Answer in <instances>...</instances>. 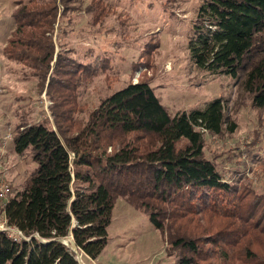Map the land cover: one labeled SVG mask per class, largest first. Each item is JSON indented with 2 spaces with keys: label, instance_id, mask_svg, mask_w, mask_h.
<instances>
[{
  "label": "trees",
  "instance_id": "16d2710c",
  "mask_svg": "<svg viewBox=\"0 0 264 264\" xmlns=\"http://www.w3.org/2000/svg\"><path fill=\"white\" fill-rule=\"evenodd\" d=\"M16 5L5 54L32 69L41 90L47 85L56 126L19 125L13 135L15 153L30 152L37 168L3 203L6 225L25 238L0 231V264H80L64 242L70 238L96 260L117 198L145 212L176 264H264V194L234 186L204 151L205 133L236 129L227 126L224 100L171 116L138 81L76 121L80 87L107 63L81 64L57 50V0ZM108 7L92 0L89 12ZM188 49L198 68L237 79L264 108V0H202Z\"/></svg>",
  "mask_w": 264,
  "mask_h": 264
},
{
  "label": "rangeland",
  "instance_id": "374dc122",
  "mask_svg": "<svg viewBox=\"0 0 264 264\" xmlns=\"http://www.w3.org/2000/svg\"><path fill=\"white\" fill-rule=\"evenodd\" d=\"M17 1L0 0V228H7L3 203L24 189L37 168L30 152L14 151L17 127L42 121L56 126L47 85L41 90L34 71L5 54ZM91 1L57 0V50H70L81 64L107 63L80 87L74 119L87 122L103 99L138 81L154 88L171 116L222 98L227 126L234 122L236 129L205 133V155L237 188L264 194V108L253 105L237 79L198 68L188 49L202 0H104L109 7L103 14L89 12ZM144 213L117 198L106 248L96 260L76 249L80 264H176V253L168 252L167 240ZM65 242L72 248V238Z\"/></svg>",
  "mask_w": 264,
  "mask_h": 264
},
{
  "label": "built area",
  "instance_id": "2783aa9c",
  "mask_svg": "<svg viewBox=\"0 0 264 264\" xmlns=\"http://www.w3.org/2000/svg\"><path fill=\"white\" fill-rule=\"evenodd\" d=\"M6 226L7 225H5V227ZM0 231H7L13 238L17 240H20L23 237V234L19 230H17L16 228L9 227V226H7V228H4V227L0 228Z\"/></svg>",
  "mask_w": 264,
  "mask_h": 264
},
{
  "label": "water",
  "instance_id": "95a60500",
  "mask_svg": "<svg viewBox=\"0 0 264 264\" xmlns=\"http://www.w3.org/2000/svg\"><path fill=\"white\" fill-rule=\"evenodd\" d=\"M64 242H65V240H64ZM65 244H67V245H68V243H66V242H65ZM72 245H73V246H72V248H71V247H70V248H71V249H72L74 252H76V253H77V251H76L77 247H76L75 243H74V242H72Z\"/></svg>",
  "mask_w": 264,
  "mask_h": 264
}]
</instances>
